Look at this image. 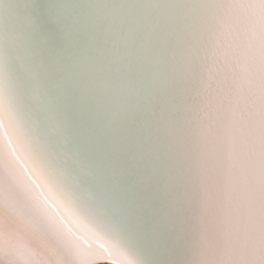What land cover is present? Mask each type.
I'll list each match as a JSON object with an SVG mask.
<instances>
[{
  "label": "bare ground",
  "instance_id": "1",
  "mask_svg": "<svg viewBox=\"0 0 264 264\" xmlns=\"http://www.w3.org/2000/svg\"><path fill=\"white\" fill-rule=\"evenodd\" d=\"M262 9L264 0H0V264H72L64 232L40 217L26 188L74 239L94 246L95 255L111 258L104 253L109 248L121 253L102 226L80 214L110 223L102 204H112V197L93 193L97 184L126 185L128 167L134 184L165 191L177 207V227L167 225V214L161 220L158 208L141 209L150 233L137 240L146 244L153 236L154 264L233 259L223 253L227 224L257 232L264 227ZM53 15L59 20L55 42L43 23ZM222 31L231 33L225 41L230 48L217 57ZM214 62L226 82L210 146L206 222L214 245L202 256L198 133L207 86L217 83L210 81ZM44 86L53 99L42 93ZM85 126L87 138H94L86 146ZM97 140L119 152L95 146ZM237 161L239 199L232 190ZM82 224L107 245L89 240ZM245 260L264 264V253Z\"/></svg>",
  "mask_w": 264,
  "mask_h": 264
},
{
  "label": "water",
  "instance_id": "2",
  "mask_svg": "<svg viewBox=\"0 0 264 264\" xmlns=\"http://www.w3.org/2000/svg\"><path fill=\"white\" fill-rule=\"evenodd\" d=\"M41 54L43 55V53ZM51 72L54 74V71H50V73ZM31 80L33 79L31 78ZM37 87H38L37 90H39L38 85ZM43 90L44 92L42 93H44L46 97L53 99V94L49 89L45 88L44 86ZM86 126L83 127L81 130V134L83 135L81 140L84 141L83 142L84 146H86L88 140H94V138L91 139L87 138L88 135L91 134V132L86 128ZM97 141L98 142L95 146L106 144L100 140ZM106 147L111 148L112 151L115 153L116 151L119 152L116 146L113 147L106 144ZM77 153L78 155H80L81 152H77ZM120 153H122L124 157L129 156V154L125 150H122ZM104 154L107 155V151H104L102 153V155ZM99 164L102 168L103 164L101 162ZM124 174L126 177L123 176L122 178H124V180L126 181V185L120 184L119 180L117 184L116 183L97 184V193H93V195L97 198H99L101 194H106V193H109L110 196L112 197L113 199L112 204L109 202H103L102 204V206L105 205V207L108 209L107 215L110 218H112L110 223L109 221H105L107 223V224L104 223L105 225L99 223L96 220V217H94L91 213H89L88 215L84 213L83 215L80 214L82 218L88 220L97 228H100L102 226L103 229H101V231L103 232V234L109 239H111L119 248V249L117 248L115 249H117L118 251L121 249L120 250L121 253H118L114 249L109 248L108 251H105L104 253L110 256L111 258L107 256L102 257L100 254H96V255L94 254V259L99 262H112L114 264H154L153 236L151 235L150 243L145 244L140 239L137 240L140 233H144V232L150 233L146 229L145 220L141 216V209L147 208V205H149L155 210L156 208H158V210L156 211H158V213L160 214L161 220H163L164 215L167 214L168 215L166 216L167 225L171 227H177L176 222L172 217L173 211L176 210L177 207L171 204V201L168 198L167 193L165 191L160 189L157 190L152 186H148L147 184H134L135 179L133 177V171L131 170L130 167H128L124 171ZM95 188L96 185L93 189ZM115 199L121 201L120 204L117 205ZM98 207L101 208V205H99ZM76 208L77 211L80 213L79 206H77ZM113 209L116 211L117 214L116 213L113 214ZM93 217L95 219H92ZM140 222H142V224H140ZM56 223L59 225V229H61L64 233L71 234L61 222L58 223L56 221ZM95 238L101 241L102 243H104L102 239L100 240V238L96 236ZM132 239L134 240L132 241ZM135 241L139 244L138 248ZM104 244L107 245L106 243ZM140 254L145 258V261L143 260ZM162 255L164 259L168 260L167 252H163Z\"/></svg>",
  "mask_w": 264,
  "mask_h": 264
},
{
  "label": "snow or ice",
  "instance_id": "3",
  "mask_svg": "<svg viewBox=\"0 0 264 264\" xmlns=\"http://www.w3.org/2000/svg\"><path fill=\"white\" fill-rule=\"evenodd\" d=\"M262 16V37H261V55L264 57V9L261 12ZM44 27L50 32L55 42L57 27L59 20L56 16L46 17L43 21ZM230 32L222 31L217 38V49L214 56H226L230 44H226ZM210 81H217L216 86L213 87L211 83L207 86L205 94V103L203 105V117L199 126V146L201 151V181L205 187L204 199L202 201L205 209V229L201 235L200 253L205 256L212 249L214 242L210 236L209 228L207 226L206 218L209 214L211 204V185L210 177L213 165V155L211 152V144L213 142V129L219 118V110L221 106L220 92L223 84L226 82V76L223 72L222 66L214 62L210 71ZM232 190L234 196L239 199L241 196L240 188V162L237 161L232 173ZM261 186L264 189V173L261 175ZM78 220V218H77ZM85 230L91 232L87 225H81ZM217 250V249H216ZM254 251L264 253V227H261L257 232L250 227H241L238 222H229L224 234L223 253L232 257L224 264H248L245 257ZM200 264H216L211 260H201Z\"/></svg>",
  "mask_w": 264,
  "mask_h": 264
},
{
  "label": "clouds",
  "instance_id": "4",
  "mask_svg": "<svg viewBox=\"0 0 264 264\" xmlns=\"http://www.w3.org/2000/svg\"><path fill=\"white\" fill-rule=\"evenodd\" d=\"M59 182L63 186L70 187V184L68 182V179L64 175L58 176ZM25 191L28 193L29 198L32 200L38 214L40 217L53 229L58 230L59 225L56 223L55 218L49 214L48 209L43 204L42 201H40L37 197L33 196L30 188H26ZM49 195L52 196L53 199H55V196L52 195L51 191L49 190ZM84 235L89 239H94L95 234L84 230ZM64 241L66 244V249L70 253L72 264H99V261L94 259L95 254V248L94 246H86L84 243H82L80 240L74 239L71 234L64 233Z\"/></svg>",
  "mask_w": 264,
  "mask_h": 264
}]
</instances>
